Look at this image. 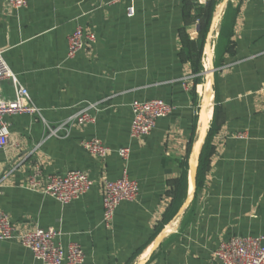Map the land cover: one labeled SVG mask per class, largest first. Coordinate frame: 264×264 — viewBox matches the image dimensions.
<instances>
[{"label": "crops", "instance_id": "crops-1", "mask_svg": "<svg viewBox=\"0 0 264 264\" xmlns=\"http://www.w3.org/2000/svg\"><path fill=\"white\" fill-rule=\"evenodd\" d=\"M210 1L28 0L13 10L0 0V51L41 116L5 117L10 138L0 150V211L17 231L34 224L59 230L64 248L80 245L82 264H220L213 257L220 242L264 236V0H216L211 24L221 10L203 46V71L194 74L182 35L197 42L196 16ZM78 26L95 41L70 58L68 37ZM0 93L14 98L9 79L0 81ZM152 99L172 105L171 114L148 136L130 139V103ZM87 103L95 105L93 123L67 122ZM215 110L203 187L196 192L189 173L185 201L163 222L169 183L189 164L204 125L203 147ZM92 138L113 150L105 160L82 149ZM125 147L126 164L116 152ZM123 169L139 196L122 202L105 226L102 181L120 178ZM70 170L92 182L70 204L26 189L30 177L45 185L48 176ZM0 264L42 263L16 241H3Z\"/></svg>", "mask_w": 264, "mask_h": 264}, {"label": "built area", "instance_id": "built-area-1", "mask_svg": "<svg viewBox=\"0 0 264 264\" xmlns=\"http://www.w3.org/2000/svg\"><path fill=\"white\" fill-rule=\"evenodd\" d=\"M13 10L27 7L28 0H5ZM104 5L121 3L124 0H110ZM95 37L92 33L78 26L68 37V57H74L82 51L87 44L93 43ZM9 79L14 88V98L5 100L0 93V150L9 143L10 130L6 116L18 114L38 115L39 109L32 102L28 91L23 87L17 77L11 72L0 51V81ZM95 105L87 103L78 112L67 118L77 127H83L94 122L90 111ZM131 124L130 139H139L148 136L155 128L158 120L171 114L173 106L161 99L146 101L133 100L130 103ZM242 138L243 134H238ZM81 147L98 160H105L113 150L98 138H92L81 142ZM119 158L126 164L129 157V148L116 150ZM92 182L88 176L80 170H70L63 175L48 176L47 183L42 185L36 176L27 180L26 189L32 192L51 197L61 205H67L84 196L91 188ZM139 196V185L130 180L123 169L120 178L115 180L104 179L101 186V203L103 208V222L107 226L112 222L117 207L122 202H135ZM61 232L54 228H41L34 224L31 228L17 231L12 226L8 215L0 211V242L16 241L23 248L29 250L34 259L42 264H82L85 254L78 243H70L66 248L59 242ZM213 257L220 264H264V236L231 237L220 242L213 252Z\"/></svg>", "mask_w": 264, "mask_h": 264}, {"label": "trees", "instance_id": "trees-1", "mask_svg": "<svg viewBox=\"0 0 264 264\" xmlns=\"http://www.w3.org/2000/svg\"><path fill=\"white\" fill-rule=\"evenodd\" d=\"M215 5H216V0H211L208 3V5L196 16L198 18L200 17L198 22L199 34H198L197 42L188 40L186 35H182L184 54L187 56V59L190 61L194 74H200L203 71L200 60H201L206 36L211 24V17ZM191 23H192L191 18L189 17L186 18V24L190 25ZM199 79L200 77L196 78L195 81H198ZM217 130H218V122L216 119V110H215L214 117L212 119L210 128L205 137L204 144L198 159V165L195 172L196 192L202 189L203 187L205 175L209 169V160L214 151V147L212 146V138L216 134ZM180 167H181L180 169L181 172L179 178L169 183L171 187L168 192V195L171 198V203L166 215L163 218V222H168L176 215V213L178 212L179 208L182 206L187 196L188 165L185 162Z\"/></svg>", "mask_w": 264, "mask_h": 264}, {"label": "water", "instance_id": "water-1", "mask_svg": "<svg viewBox=\"0 0 264 264\" xmlns=\"http://www.w3.org/2000/svg\"><path fill=\"white\" fill-rule=\"evenodd\" d=\"M220 10H221V8H220ZM220 10L216 12L217 14H215L216 16H214L211 25H213L214 21H216L217 16L219 15ZM212 72H213V69L212 68L208 72H205V74H206L205 76H206V79L208 81H211L212 80ZM203 124H204V121H203ZM204 129L205 128H204V125H203L202 128H201V130H200L199 140L197 141V143L195 144L194 148L192 149L191 154H190V157H189V160H188V163H189L188 166H189V170H190V173H191V179H192L193 188L195 186V172H196V168H197V165H198L199 155H200L201 148H202Z\"/></svg>", "mask_w": 264, "mask_h": 264}, {"label": "rangeland", "instance_id": "rangeland-1", "mask_svg": "<svg viewBox=\"0 0 264 264\" xmlns=\"http://www.w3.org/2000/svg\"><path fill=\"white\" fill-rule=\"evenodd\" d=\"M190 173V170H189V166H188V173L187 174H189Z\"/></svg>", "mask_w": 264, "mask_h": 264}]
</instances>
